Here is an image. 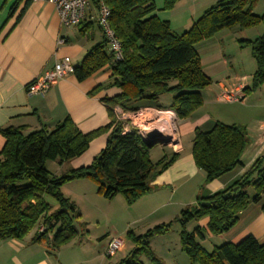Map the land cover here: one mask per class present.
<instances>
[{"label":"trees","instance_id":"trees-1","mask_svg":"<svg viewBox=\"0 0 264 264\" xmlns=\"http://www.w3.org/2000/svg\"><path fill=\"white\" fill-rule=\"evenodd\" d=\"M99 1L110 10L109 22L121 46L122 59L115 60L104 38L74 68L73 76L82 82L110 67L107 87L119 89L116 96L102 100L110 121L88 134H82L69 118L50 131L43 128L26 132L25 127H7L0 131L5 139L0 151L1 240H22L41 225L44 230L35 234L33 242H47L56 251L77 236H84L86 223L81 221L75 204L61 191L64 184L73 180L87 179L95 184L103 198L110 200L119 195L128 206L152 190L151 180L165 171L179 154L153 163L149 158L150 148L142 136L123 133V123L116 118L114 109L161 110L159 97L170 95V110L177 119H188L203 104L201 91L212 83L203 72L196 44L223 29L262 25L261 35L253 40H239L238 45L250 48L256 63L245 94L264 84V11L260 16L253 12L258 0H218L181 33L174 32L167 22L154 15L153 0H92V3L97 7ZM176 2L165 0L164 10H172ZM100 89L98 86L90 94ZM102 133H108L106 144L88 166L58 177L46 169L47 161L62 164L81 156L89 143ZM248 144L242 125L217 122L207 132L194 129L191 154L196 167L205 172V183L239 166ZM251 186L255 190L252 201L259 202L264 197V155L231 186L209 197H198L195 205L183 208L171 221L155 225L140 235L128 230L126 238L133 248L117 264H143V257L149 264H164L151 250L149 241L168 233L175 223L180 226L181 249L190 264H264V242H258L252 235L235 244H222L211 252L198 242L204 239L205 233L221 235L236 224L239 214L249 205L247 190ZM49 199L54 201L55 208ZM205 218L206 230L197 226L192 232L186 231L187 223Z\"/></svg>","mask_w":264,"mask_h":264},{"label":"crops","instance_id":"crops-1","mask_svg":"<svg viewBox=\"0 0 264 264\" xmlns=\"http://www.w3.org/2000/svg\"><path fill=\"white\" fill-rule=\"evenodd\" d=\"M183 1L177 0L172 10H164L165 0H153L154 15L167 22L176 33L187 30L208 6L203 5V0H193L190 4ZM22 10L23 13L17 18ZM263 11L264 5L258 3L253 12L260 16ZM97 19V7L92 2L80 25L65 27L61 25L57 10L51 3L0 0V131L7 127H25L26 132L43 128L50 131L69 118L82 134H88L109 123L108 109L102 100L116 96L119 89L107 87L111 75L108 66L82 82H78L72 74L59 80L45 94L26 93L27 84L55 62L68 57L75 68L91 49L103 42L104 35ZM262 32V25L249 29H223L195 45L203 72L212 83L201 91L203 104L200 108L188 119L175 118L173 135L176 138L173 140L176 143L160 146L158 150L156 147L150 148L149 158L153 163L174 153L179 154L165 171L151 180L152 190L131 206L126 205L119 195L110 200L113 207L121 211L117 223H121L123 228L131 230L136 225L141 228L139 232H144L171 221L183 208L195 205L198 197L206 198L231 186L257 158L264 155V141L261 139L264 84L245 94L244 90L251 85L256 63L250 48H240L238 45L239 40H253ZM98 86L102 89L90 94ZM234 88L243 90L245 95L242 102L227 103L218 99L223 90ZM171 102L170 95H162L158 99L159 108L170 110ZM217 122L244 126L249 144L239 166L205 183V172L196 167L191 154L192 136L194 129L207 132ZM107 135L102 133L95 137L81 156L62 164L50 161V166L46 163V169L58 177L72 169L88 166L104 148ZM4 143L5 139L0 133V151ZM153 153L155 159H152ZM61 191L75 205H79V199L81 202L84 200L85 204H95L103 199L97 193L95 184L87 179L70 181L61 187ZM49 204L56 207L52 202ZM125 209L129 213L127 221ZM207 221V218L202 219L197 226L206 230ZM40 227H35L22 240L0 239V264H54L56 257H52L53 250L42 242H33ZM111 232L114 231L108 234H114ZM248 235L244 233L239 239V235L232 236L229 243H238ZM110 239L108 237L105 246ZM256 240L261 242L260 239ZM132 248V243L128 249L124 246L111 264H117Z\"/></svg>","mask_w":264,"mask_h":264},{"label":"rangeland","instance_id":"rangeland-1","mask_svg":"<svg viewBox=\"0 0 264 264\" xmlns=\"http://www.w3.org/2000/svg\"><path fill=\"white\" fill-rule=\"evenodd\" d=\"M185 1L190 4L193 0H184L183 2ZM216 1L218 0H203V5H208L206 6L208 8ZM258 3L264 5V0H258L257 4ZM162 115H159V121H161L160 124L164 127V118ZM174 128L175 125L173 124V129ZM173 132L175 133V129ZM174 137L176 138V135ZM160 146L162 147L163 145L156 144L153 147H156V150H158ZM153 154L154 158L152 157V159H155V153ZM47 164H49L47 166H50V161H47ZM247 193L250 198L249 205L239 214V218L233 227L221 235L205 233L204 239L198 240L207 252H211L215 247L222 244L229 243V238L235 235H239L238 239L244 235V233L245 235H252L255 239H260L259 241L263 239L264 212L262 210V205L264 203V197L261 198L259 202H253L252 198L255 195V190L252 186L248 188ZM100 200V202L95 204H85L84 200H82V202L80 199L78 200L79 205L76 204L77 206H75L80 212L81 221L86 223L87 233L84 236H77L66 245L61 246L56 251L54 250L52 257H56V260L54 259L56 264H111L116 260L117 255L112 258L107 257L105 255V243L108 237L112 238V236L121 238L124 241L123 247L125 246V249L129 248L131 243L126 238V233L129 229H125L121 223H117L118 214L122 215L121 211H119L116 206L113 207V203L110 201L112 199L103 198ZM48 201L55 204L54 201L50 199ZM125 210V212H127L125 214V221H127L129 213L127 209ZM197 225H199V221H190L187 223L185 229L188 232H192ZM131 230L136 235L146 232V230H143L144 232H139L141 228L136 225L132 226ZM180 230V226L175 223L168 233L154 236L149 241L151 250L164 264H190L189 257L181 249L179 238ZM109 231H114L111 232L114 234H108ZM263 242L264 239L261 243ZM42 243L51 249L47 242ZM141 261L143 264H149L145 257H143Z\"/></svg>","mask_w":264,"mask_h":264},{"label":"built area","instance_id":"built-area-1","mask_svg":"<svg viewBox=\"0 0 264 264\" xmlns=\"http://www.w3.org/2000/svg\"><path fill=\"white\" fill-rule=\"evenodd\" d=\"M31 1L53 4L57 10L61 25L65 27H76L80 25L85 17L87 8L92 2V0ZM97 12V23L107 41L109 50L113 53L115 60L120 61L122 59V51L119 41L110 26V10L102 1H99ZM73 72L74 67L71 65L70 59L65 57L62 60L55 62L51 68L44 70L39 76L29 82L26 86V93L28 95L45 94L59 80L68 75H72ZM244 95L245 94L241 88L227 89L220 93L218 99L221 102L240 103L243 101ZM114 112L116 118L123 123V133H136L142 136V138H144L146 134L155 130L159 131L162 128V125L160 124L161 121H159V115L170 114L173 116L174 120L176 118L174 112L171 110H157L153 108H142L134 112H123L119 108H115ZM162 134L165 135V133ZM261 139L264 141V122L261 125ZM43 230L44 228L41 226L39 231ZM123 243L124 241L121 238H111L106 244L105 255L109 258L114 257L117 252L123 248Z\"/></svg>","mask_w":264,"mask_h":264},{"label":"water","instance_id":"water-1","mask_svg":"<svg viewBox=\"0 0 264 264\" xmlns=\"http://www.w3.org/2000/svg\"><path fill=\"white\" fill-rule=\"evenodd\" d=\"M143 142L148 148H152L156 144H161L163 146L174 145L176 140L166 137L159 131H152L143 138Z\"/></svg>","mask_w":264,"mask_h":264},{"label":"bare ground","instance_id":"bare-ground-1","mask_svg":"<svg viewBox=\"0 0 264 264\" xmlns=\"http://www.w3.org/2000/svg\"><path fill=\"white\" fill-rule=\"evenodd\" d=\"M162 117L164 118V124L159 132L161 131L162 133H165V136L168 138L173 139L174 135H173V124H174V118L172 115L170 114H163Z\"/></svg>","mask_w":264,"mask_h":264}]
</instances>
